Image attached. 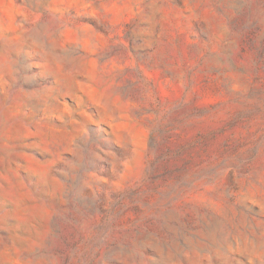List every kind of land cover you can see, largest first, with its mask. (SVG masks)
<instances>
[{
	"label": "rangeland",
	"instance_id": "obj_1",
	"mask_svg": "<svg viewBox=\"0 0 264 264\" xmlns=\"http://www.w3.org/2000/svg\"><path fill=\"white\" fill-rule=\"evenodd\" d=\"M0 264H264V0H0Z\"/></svg>",
	"mask_w": 264,
	"mask_h": 264
}]
</instances>
